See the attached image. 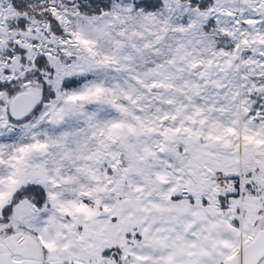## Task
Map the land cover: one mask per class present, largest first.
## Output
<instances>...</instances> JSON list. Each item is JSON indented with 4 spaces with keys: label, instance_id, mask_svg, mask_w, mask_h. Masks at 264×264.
<instances>
[{
    "label": "snow or ice",
    "instance_id": "obj_1",
    "mask_svg": "<svg viewBox=\"0 0 264 264\" xmlns=\"http://www.w3.org/2000/svg\"><path fill=\"white\" fill-rule=\"evenodd\" d=\"M0 264H264V0H0Z\"/></svg>",
    "mask_w": 264,
    "mask_h": 264
}]
</instances>
